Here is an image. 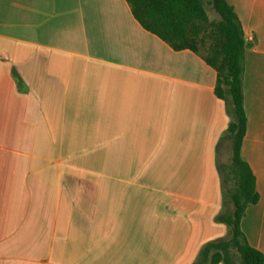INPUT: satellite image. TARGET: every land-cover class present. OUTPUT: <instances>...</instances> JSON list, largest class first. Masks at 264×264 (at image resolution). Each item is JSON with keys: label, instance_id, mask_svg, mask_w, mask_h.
<instances>
[{"label": "crops", "instance_id": "crops-1", "mask_svg": "<svg viewBox=\"0 0 264 264\" xmlns=\"http://www.w3.org/2000/svg\"><path fill=\"white\" fill-rule=\"evenodd\" d=\"M246 39L242 157L264 254V0H226ZM217 72L126 0H0V264H195L229 237Z\"/></svg>", "mask_w": 264, "mask_h": 264}, {"label": "trees", "instance_id": "trees-1", "mask_svg": "<svg viewBox=\"0 0 264 264\" xmlns=\"http://www.w3.org/2000/svg\"><path fill=\"white\" fill-rule=\"evenodd\" d=\"M135 19L175 51L191 50L217 72L215 95L229 107L231 120L222 141L231 145L229 165L219 163L224 200L218 221L228 226L229 237L206 244L195 264H264V254L248 242L242 221L260 201L256 177L242 157L247 132L244 97L246 39L241 22L226 0H208L219 15L211 21L204 0H126ZM231 190H226L228 183ZM227 199L232 209L226 208Z\"/></svg>", "mask_w": 264, "mask_h": 264}, {"label": "rangeland", "instance_id": "rangeland-1", "mask_svg": "<svg viewBox=\"0 0 264 264\" xmlns=\"http://www.w3.org/2000/svg\"><path fill=\"white\" fill-rule=\"evenodd\" d=\"M204 2H205L206 9H207L210 20L211 21L219 20V15L215 12L213 7L208 4V0H204ZM230 159H231V145H230V142H228L227 140H224L222 142V147H221L220 156H219V162L222 165H229ZM232 188H233V183L232 182L228 183L226 190L227 189L231 190ZM226 208L228 210L232 209V202L230 199H227ZM234 260H235L236 264L239 263V257L238 256H234Z\"/></svg>", "mask_w": 264, "mask_h": 264}]
</instances>
